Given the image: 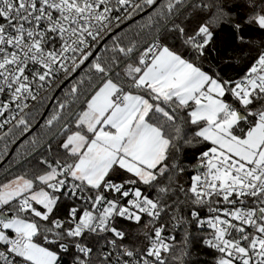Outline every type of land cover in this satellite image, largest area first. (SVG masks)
I'll list each match as a JSON object with an SVG mask.
<instances>
[{"label": "snow or ice", "instance_id": "1", "mask_svg": "<svg viewBox=\"0 0 264 264\" xmlns=\"http://www.w3.org/2000/svg\"><path fill=\"white\" fill-rule=\"evenodd\" d=\"M9 156L0 264H264V0H0Z\"/></svg>", "mask_w": 264, "mask_h": 264}, {"label": "trees", "instance_id": "2", "mask_svg": "<svg viewBox=\"0 0 264 264\" xmlns=\"http://www.w3.org/2000/svg\"><path fill=\"white\" fill-rule=\"evenodd\" d=\"M20 145L19 144H16V145H13V146H10L9 148V151L10 152H15L16 148L19 147ZM11 159V156H9L7 159H5L4 161H0V166H3L5 164L8 163V161ZM2 164V165H1ZM180 239V236H179V233H177V240ZM195 251V250H194ZM196 259H200L202 257H195Z\"/></svg>", "mask_w": 264, "mask_h": 264}, {"label": "water", "instance_id": "3", "mask_svg": "<svg viewBox=\"0 0 264 264\" xmlns=\"http://www.w3.org/2000/svg\"><path fill=\"white\" fill-rule=\"evenodd\" d=\"M2 165V164H1Z\"/></svg>", "mask_w": 264, "mask_h": 264}]
</instances>
